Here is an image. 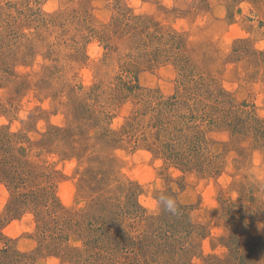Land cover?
Wrapping results in <instances>:
<instances>
[{
	"label": "rangeland",
	"instance_id": "rangeland-1",
	"mask_svg": "<svg viewBox=\"0 0 264 264\" xmlns=\"http://www.w3.org/2000/svg\"><path fill=\"white\" fill-rule=\"evenodd\" d=\"M141 15L184 45L194 65L189 83L173 58L159 56L168 37L146 42L155 27L144 28ZM1 60L8 73L0 75V134L11 137L4 164L21 157L58 171L53 189L68 209L120 214L117 225L140 229L171 197L178 211L170 216L187 223L178 238L193 244L196 264L226 254L238 224L264 234V0H0ZM128 71L142 86L135 93L122 84ZM175 93L184 105L160 126L150 98ZM218 93L236 106L219 104ZM189 125L209 140L198 167L171 158L173 136ZM10 197L0 182V215ZM0 230V247L9 240L34 264H121L79 262L75 235L60 249L39 248L31 209Z\"/></svg>",
	"mask_w": 264,
	"mask_h": 264
},
{
	"label": "trees",
	"instance_id": "trees-1",
	"mask_svg": "<svg viewBox=\"0 0 264 264\" xmlns=\"http://www.w3.org/2000/svg\"><path fill=\"white\" fill-rule=\"evenodd\" d=\"M138 17L137 19L142 21L144 28L150 27L146 25L148 21L155 27V32H148L145 37L147 38L146 42L150 39L151 46L156 43L160 44L168 37V47L165 46L162 49L164 53L161 52L159 56L167 59L173 58L180 74H182L183 81L186 84L189 83V79L195 75L193 74L194 65L185 54L184 45L180 41L174 44L170 39L175 41V34L164 30L148 16L141 15ZM157 46L159 50V45ZM132 58L135 65H139L140 56L137 55ZM4 63V60L0 61V75L3 77H5L4 74L8 73L7 69L3 68ZM128 74V79L121 78L122 84L126 85L127 90L135 93L142 86L136 72L128 71ZM148 100L145 102L147 103ZM150 100V104H152L149 107H152L154 120L158 125L161 124L160 126L165 124L163 115L167 116L169 113L178 115V108L184 105L183 97L179 93L168 97L157 95L154 98L151 97ZM216 101L219 104L229 103L233 107L236 106L230 99L224 98L222 93L217 94ZM219 112L227 116L232 113L225 107L219 108ZM248 112L245 111L246 114ZM254 118L255 116L252 115L250 120ZM197 128L200 129V125ZM189 131H191V125L187 129H180L173 136L174 143L179 148L176 152L171 153V158L183 160L181 165L198 167L209 140L205 135L195 134L194 136ZM10 138L7 133L2 134V136L0 134V182L5 183L11 191V197L6 208L0 215V229L8 220L14 219L31 209L34 212L38 234L40 235L39 248L60 249L62 241H68L71 235H75L83 243L82 247L73 248V251L79 255V262L85 263L87 259L91 261L98 258L99 260L109 259L121 264H196L192 261L194 255L192 250L195 249L193 244L187 239L180 240L178 238V234L187 229V223L184 228L165 209L148 221L139 216L144 222L140 229L136 222L128 224L125 228L122 224L117 225V218L120 214L113 219L102 211L97 213L94 208L90 212L78 214L65 207L53 189L52 180L59 173L58 171L51 169L48 172L39 164L21 157H15L10 165L4 164L3 159L7 157L2 156L1 152L4 142L6 141V144L10 142ZM202 150L203 153L200 152ZM18 151L25 153L22 149H18ZM201 161L204 162L203 156ZM203 169L208 171V169L216 170L217 168L205 165ZM41 178H50L47 180L48 184L44 185L45 182L40 181ZM185 208L189 207L183 204L179 207L180 210ZM232 210L228 213L230 218L233 214V217L237 214L236 211ZM233 217L230 219L231 222H236L234 221L236 218ZM243 224L240 227L238 224L232 228L233 233H230L226 238L225 244L228 252L223 256L212 254L204 257L205 264H264V234L254 235L246 226L248 224ZM116 226L118 230L115 229ZM128 228L132 229L124 232ZM190 232L191 230H188V233ZM0 235H2L1 230ZM94 248H98V250L91 253ZM32 256V254L20 252L16 247L9 244V240L5 242L3 247H0V264H34L32 262L34 257Z\"/></svg>",
	"mask_w": 264,
	"mask_h": 264
},
{
	"label": "clouds",
	"instance_id": "clouds-1",
	"mask_svg": "<svg viewBox=\"0 0 264 264\" xmlns=\"http://www.w3.org/2000/svg\"><path fill=\"white\" fill-rule=\"evenodd\" d=\"M165 210L172 214H176L178 211V206L175 200L172 199L171 197L167 198L166 200Z\"/></svg>",
	"mask_w": 264,
	"mask_h": 264
}]
</instances>
